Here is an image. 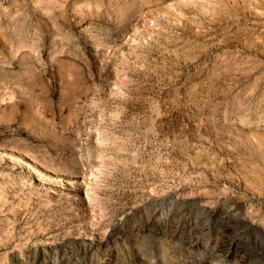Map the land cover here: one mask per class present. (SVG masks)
Here are the masks:
<instances>
[{
	"label": "rangeland",
	"instance_id": "rangeland-1",
	"mask_svg": "<svg viewBox=\"0 0 264 264\" xmlns=\"http://www.w3.org/2000/svg\"><path fill=\"white\" fill-rule=\"evenodd\" d=\"M0 264H264V0H0Z\"/></svg>",
	"mask_w": 264,
	"mask_h": 264
}]
</instances>
